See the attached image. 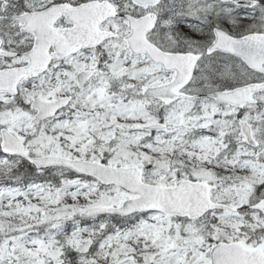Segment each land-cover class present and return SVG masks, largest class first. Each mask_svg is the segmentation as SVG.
<instances>
[{
    "label": "snow or ice",
    "instance_id": "6c2138e0",
    "mask_svg": "<svg viewBox=\"0 0 264 264\" xmlns=\"http://www.w3.org/2000/svg\"><path fill=\"white\" fill-rule=\"evenodd\" d=\"M0 264H264V0H0Z\"/></svg>",
    "mask_w": 264,
    "mask_h": 264
}]
</instances>
